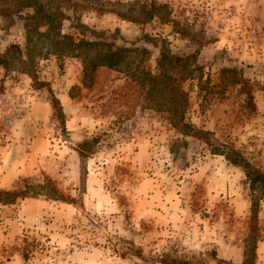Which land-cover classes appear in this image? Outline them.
<instances>
[{"label": "rangeland", "instance_id": "rangeland-1", "mask_svg": "<svg viewBox=\"0 0 264 264\" xmlns=\"http://www.w3.org/2000/svg\"><path fill=\"white\" fill-rule=\"evenodd\" d=\"M46 2L117 30L114 47L130 51L137 71L158 72L163 43L193 55L190 77L176 76L196 133L171 128L166 98L141 88L140 75L101 68L81 83L91 52L51 54L43 29L27 36L24 1L0 0V126L18 99L28 107L17 119L44 100L53 137L67 138L61 95L81 121L72 152L55 148L54 171L0 191V264H264V193L247 179L264 177V0ZM37 195L54 201L32 200L22 218L19 199ZM66 207L79 216L64 221L56 211Z\"/></svg>", "mask_w": 264, "mask_h": 264}, {"label": "trees", "instance_id": "trees-1", "mask_svg": "<svg viewBox=\"0 0 264 264\" xmlns=\"http://www.w3.org/2000/svg\"><path fill=\"white\" fill-rule=\"evenodd\" d=\"M31 10L27 19L25 31L28 34L43 29L40 37L47 44L51 54L55 56H72L78 49L91 52L82 67V79L90 78L97 69H107L125 76L139 77L141 88L148 87L153 91V98H166L165 113L171 128L182 137L195 136V131L184 121L187 107L186 92L177 83V76L190 77L191 67L194 64L193 55L177 56L170 53L164 45L159 46L158 72L150 74L142 70L137 71L130 51L114 47L115 40L122 39L117 30L111 32L95 30L79 22L78 18H69L59 10H51L45 4L46 0H23ZM63 21L70 22L73 34H62ZM28 42V39H27ZM147 44L157 46L156 39H145ZM246 167V163L243 164ZM251 185L256 184L260 192L264 193V177L259 171L247 173ZM260 194V195H263Z\"/></svg>", "mask_w": 264, "mask_h": 264}, {"label": "crops", "instance_id": "crops-1", "mask_svg": "<svg viewBox=\"0 0 264 264\" xmlns=\"http://www.w3.org/2000/svg\"><path fill=\"white\" fill-rule=\"evenodd\" d=\"M58 103L63 114H65L63 121L64 130L67 132V138L65 139L58 136L53 137L50 128L55 122V118L52 117V109L44 100L30 101L29 116L20 117L6 129L0 131V191L24 190L23 180L34 178L40 175L41 172L46 171L48 173L56 168L55 164L49 161L55 148H61L62 151L65 148L63 145H66L69 146L70 152H72V148L76 147L75 144L79 141L77 138L80 128L77 123L81 121L75 119L76 117L69 115V113L66 115V111L72 105V101H69L66 96H59ZM54 141L59 142L61 145L55 147ZM57 166L59 165L57 164ZM32 200L54 201L38 195L36 198L21 197L19 199V209L22 218L27 217L28 214L24 212V208ZM66 208L65 212L56 211V214L61 216L64 221L79 216L77 210L72 211L68 209L69 207ZM9 263L10 260L6 262V264Z\"/></svg>", "mask_w": 264, "mask_h": 264}, {"label": "built area", "instance_id": "built-area-1", "mask_svg": "<svg viewBox=\"0 0 264 264\" xmlns=\"http://www.w3.org/2000/svg\"><path fill=\"white\" fill-rule=\"evenodd\" d=\"M27 107V101L24 98L18 99L14 105L9 108L8 113L2 118L3 121L0 126V131L6 129V127L10 126L12 122L17 119V117L23 115Z\"/></svg>", "mask_w": 264, "mask_h": 264}]
</instances>
